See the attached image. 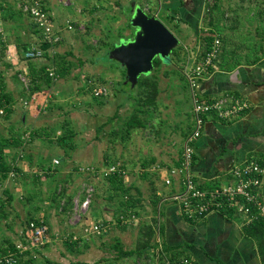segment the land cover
<instances>
[{"label":"rangeland","instance_id":"obj_1","mask_svg":"<svg viewBox=\"0 0 264 264\" xmlns=\"http://www.w3.org/2000/svg\"><path fill=\"white\" fill-rule=\"evenodd\" d=\"M41 1L51 15L55 12L52 16L58 15L59 20L52 18L61 38L52 54L58 55L61 58L59 61L67 67L64 75H51V86L34 94L35 111L24 120L23 106H27L28 98L21 94V90L26 87L25 78L19 74L14 80V74L28 62V57L25 56L26 49L20 47L18 50L15 43L31 40L32 46H35L40 45L42 38L30 24L32 18L25 9L28 0H0V71H3L7 87L17 100L11 119H6L0 110V135L10 136L11 122H18L17 127L24 132L41 129L42 135L28 139V143L23 146L31 153L32 159L31 162L27 160V154L26 165L28 161L29 164L37 165L35 161L41 158L40 151L43 150L45 154L54 152L57 151L56 146L62 152L61 156L64 155L63 163L54 170L58 172L55 177L57 183L52 182L49 186L52 188L46 190L43 181H40L37 185L40 192L35 193V197L40 196V203L45 206L53 200L51 204L54 203L58 213V223L50 227L54 238L49 242L48 249L44 244L37 249L42 250L35 252L36 255L24 253L19 262L27 257L26 260L35 259L31 264H155L160 255L158 249L143 246L145 224L153 223L158 232V216L162 209L157 198L160 196L156 191L157 184L155 179H151L154 175L158 176L157 172H153L156 168L150 166L153 163L151 157L156 154L173 158L175 154H182L184 137L193 124L192 88L185 73L201 59L206 47L204 35L201 31L199 41L190 44L187 39L190 35L175 28L180 37L179 56L171 54L168 60L163 58V62L152 70L155 72H148L155 73L159 80L156 106H135L140 101L144 87L127 84L125 66L110 58L106 47V41L111 37L118 40L120 36L126 39L133 35L132 27L127 24L133 11L127 5L133 0H119L117 3L109 0V4L97 10L92 9L97 0ZM136 1L143 3L147 10L158 8V5L154 6L159 3L158 0L153 5L151 0ZM19 9L25 11L24 16L29 25L17 30L10 26L19 21L22 15L17 14ZM13 10L17 12L10 13ZM14 14H17V18H14ZM20 21L26 22L24 19ZM10 59L15 60L14 63ZM9 61L12 65L8 64ZM218 61L212 68L219 64ZM178 72L184 73L185 78ZM99 87H104L107 92L98 97L100 100L94 98L95 88ZM134 112L143 119L144 125L130 130L126 120ZM64 123L74 130L72 137L76 147L69 152L55 141L62 134ZM114 159L126 164L128 171L124 182L129 185V192L140 197L131 204L138 211L133 221L118 219L127 197L111 187L103 170L81 169L83 166H104ZM143 162L145 168L142 167ZM15 175L14 180L17 181L19 174ZM90 185L94 187L93 194L89 205L84 207L81 202L88 194ZM29 188L31 186H27L22 193L28 201L34 197V189L31 188L32 191ZM50 190L53 197L48 198ZM1 195L0 203H6L1 208L2 223L7 218L6 222H11L15 229L21 230L30 218L36 216L32 212L21 214L26 206H23L21 213L16 208L6 210L7 194L2 192ZM62 214L64 216L60 220ZM94 221L101 223L99 230L93 229ZM154 237L158 239L156 234ZM130 250H137L139 254L131 253Z\"/></svg>","mask_w":264,"mask_h":264},{"label":"crops","instance_id":"obj_2","mask_svg":"<svg viewBox=\"0 0 264 264\" xmlns=\"http://www.w3.org/2000/svg\"><path fill=\"white\" fill-rule=\"evenodd\" d=\"M133 1L134 4L129 2L127 8L131 6L133 9V6L136 5L143 6V3ZM151 1L152 5L156 3V0ZM158 1L159 3L154 5H158V8L149 10V12L157 14L177 35L179 34L178 29H181L182 33L189 34L190 36H187V39L190 44L199 41L201 31L204 35V31L213 28L207 20L208 0ZM109 2V0H97L92 9L97 10L100 6L107 5ZM114 2L117 3L119 0H114ZM218 2L219 8L215 9V13L219 16V24L223 34L233 35L247 29H255L257 23L255 21L251 22L255 12V0H218ZM52 10L54 9L52 8ZM52 17L59 20L58 15ZM55 45L49 49L50 52L53 51ZM31 47L37 46L31 45ZM245 52L246 49H243L242 53ZM13 56L14 52L12 50V59ZM30 59L44 62L47 57L44 55ZM10 61L14 63L15 60L10 59ZM20 67L23 72L27 73L29 71L28 63ZM212 67L200 81L199 95L202 98L211 99L222 95L239 96L248 101L249 107L240 115L231 119H222L215 114L207 115L202 133L195 140V151L191 164L196 183L204 187L228 183L232 177V168L252 156L256 157L264 166V56L256 64H240L231 70L220 68V64L216 65L215 68ZM34 101V98L32 100L26 99L27 106L25 108L23 106L25 111L24 120L27 119L28 114L35 111ZM187 135L188 133L185 135L184 141ZM55 149L57 151H49L46 154L43 150L40 151L41 158L35 161L37 163L35 165L29 164V161H32L31 153L28 152L27 148H24L15 160L16 169L14 174L10 172L6 177L8 179L4 183L3 181L0 182V199L2 198V192L7 194V199V191L12 194L10 202H7L8 204L5 207L6 210L10 211V209L14 210L16 208L21 213L23 206H26L21 214L32 212L35 213V217H44L49 227V237L44 245L46 249H48L49 242L54 238L50 227L52 228L56 222L58 223V213L54 209V203L51 204L52 199L51 203L45 206V204L40 203V196L35 197V193L40 192L37 186L40 181H43L42 184H44L46 190L52 188L49 187L52 182L57 183L55 177L58 172L54 170L63 163L64 155L61 156L60 153L62 152L58 151V146ZM27 154L28 159L26 158ZM12 155L11 153L10 157ZM55 157H60L61 162L54 164L53 159ZM181 158L182 154L180 156L175 154L173 158L156 154L151 157L153 163L150 166L152 169L156 168L153 172L158 174V176H152L151 179H155L157 184L156 191L160 194L159 206L162 208L158 216V239L160 238L171 248H182L184 253L194 256L199 264H262L256 240L244 229L245 224L250 222L246 214L236 210L224 212L214 209L192 220L186 217L181 204L172 196L173 193L184 187L181 173L175 174L172 184H167L165 181L170 168L181 164ZM25 159L29 160L28 165L25 164ZM144 164L143 162V168H145ZM104 166L96 167L101 168ZM15 174H19L17 175L19 177L17 181H15ZM27 186L34 189V192H32L34 197L29 198V201L24 199L22 194ZM260 189L264 196V173ZM47 194L48 198L53 197L51 190ZM16 214L18 215V212ZM63 216L64 214H62L60 220L63 219ZM6 221L7 218L2 223L3 220L0 218V250L9 246L10 242L15 244L26 232L27 223L20 230L15 229L11 222ZM83 226L85 227V225ZM37 249L28 253L36 255L35 252L42 250ZM26 258L20 264H31L35 260H31V258L26 260Z\"/></svg>","mask_w":264,"mask_h":264},{"label":"built area","instance_id":"obj_3","mask_svg":"<svg viewBox=\"0 0 264 264\" xmlns=\"http://www.w3.org/2000/svg\"><path fill=\"white\" fill-rule=\"evenodd\" d=\"M25 9L31 14V17L42 30L45 39L50 42H57L61 38L59 31H56L52 15L48 8L44 7L41 0H28ZM211 1V0H209ZM147 10V7H144ZM149 11V10H148ZM71 26V24H70ZM221 39L216 37L210 47L202 54L201 59L197 61L185 73L189 85L192 88V113L193 127L185 138L182 151L181 164L172 166L169 175L166 176L167 184H172L174 176L181 173L184 184L183 189L173 193V198L179 201L184 213L191 218L201 217L214 209L221 207H230L248 216L251 221L255 218H264V196L261 192L263 183L264 166L256 157L247 158L244 162L235 165L231 170V180L222 185L213 188H201L195 181L191 170L193 154L195 151V140L201 135L204 122L209 114H215L222 119H231L240 115L248 107L247 100L234 95H222L217 98H202L198 89L200 81L206 71L213 66L221 52ZM45 55V50L40 47H31L26 50L25 56L36 58ZM52 76H56L54 68H48ZM94 93L101 96L107 93L104 87L95 88ZM2 111V110H1ZM60 158L53 159L54 164H58ZM81 169L86 170H103L102 173L108 176L112 173L126 175L127 167L120 160L112 161L104 167L97 168L94 165L83 166ZM100 171V170H99ZM14 174V171H11ZM93 186L87 188L88 194L82 200L81 205L87 206L91 201ZM121 212V221L129 222L136 218V212L132 209ZM93 229L99 230L101 223L93 222ZM49 237V227L45 220H31L27 226L26 232L22 238L15 243V250L2 253L0 251L1 264H18L19 258L29 251L41 248ZM159 251V249H158ZM155 264H199L192 255H182L179 258L171 259L166 257L164 261L159 262V256Z\"/></svg>","mask_w":264,"mask_h":264},{"label":"trees","instance_id":"obj_4","mask_svg":"<svg viewBox=\"0 0 264 264\" xmlns=\"http://www.w3.org/2000/svg\"><path fill=\"white\" fill-rule=\"evenodd\" d=\"M29 2V1H28ZM255 12L253 16V21L257 23L255 26V29H247L246 31H241L239 34H233V35H228V34H223V30L219 24V19L217 16L218 14L215 13V9L219 8V2L218 0H211L209 1L208 5V10H207V20L208 24H210L213 28H210L209 30L204 31V38H205V44L206 47L202 51V54H204L205 50L208 49L213 42V40L216 37H220L222 43H221V53L219 54L220 57L217 58L219 59V64L220 68L225 69V70H231L236 68L240 64H256L258 63L262 57L264 56V0H255L254 4ZM45 8H48L47 6L44 5ZM253 8V9H254ZM28 14L31 16L30 12L26 10ZM17 10H13L10 13H15ZM17 14H22L19 18L24 19L26 22L21 23V21H16L17 23L13 24L10 26L11 28H19L21 26L27 27L29 23H27V20L25 18V11L19 9ZM17 14H14V18H17ZM32 18V17H31ZM6 20V19H5ZM33 27V29L41 36L42 41L40 45H35V46H40L45 50V56L47 57V60L44 62H38L37 60L30 59L28 58V66H29V71L26 73H21L23 72L22 69H19L17 72H15V77H17L19 74L21 75V78H25V86L21 90V94L28 98L27 100H32L34 98V94L40 90H44L48 88L49 86L52 85L53 83V77L49 73L48 68H54L55 72L64 75L66 73V65L62 62L59 61L61 59L58 55L52 54L50 52V48L53 47L57 42H50L48 39L44 38V35L42 33V30L37 26L35 21L32 18V23H30ZM128 26L132 27L130 23V18L127 22ZM6 27H8V24H6ZM124 38L123 36L118 38V40H115L114 37H111L110 40L106 41V47H107V55L109 54V51L112 47H114L118 42L119 39ZM17 49L20 50V47L24 49H29L31 48L32 41L31 40H26L23 43L17 44ZM223 47V48H222ZM179 46L175 47L172 51L171 54L174 56L178 57L179 56ZM246 49L245 53H242V50ZM110 56V55H109ZM112 58V57H110ZM170 58H166L167 60ZM114 59V58H112ZM116 60V59H114ZM59 61V62H58ZM161 62H163V58L160 56L155 57L154 59V67L157 68ZM9 65H12V62H8ZM60 64V65H59ZM125 68V67H124ZM3 71H0V110L3 111V116L6 119H11L13 112L15 111V102L17 101L13 92L8 89L7 83L5 82V76H3ZM126 72V68H125ZM155 72V71H152ZM185 78L184 73L178 72ZM155 74V73H154ZM154 74H148V73H142L138 81L136 82L135 85L132 86H142L144 87L143 94L141 97H139V102L135 106H140V105H146V106H156L157 104V96L160 90V85H159V80L158 77H155ZM187 78V77H186ZM18 79V78H17ZM18 81H21L18 79ZM188 81V80H187ZM126 82L127 84H131L129 80H127L126 77ZM146 85V87H145ZM133 93V92H131ZM94 98H97L100 100L99 95L94 94ZM102 96V95H101ZM103 100V99H101ZM135 104V103H134ZM141 109V108H140ZM147 110V108H145ZM1 111V112H2ZM21 122H23L21 120ZM19 122V124L21 123ZM126 124L128 129L131 130V128H134L135 126L139 125H144L143 119H141L140 116H138L137 112H134L129 119L126 120ZM18 122L16 124L12 123L10 124V130L11 134L10 136H4L0 135V182L3 181L8 174L11 171H14L16 169V163L15 160L20 154V152L23 150V146H25L26 143H28V139H32L38 135H42L43 133L40 130H35V131H20V127H17ZM65 127L63 126L62 134L59 135L55 141L61 145L64 148H67L66 150L69 152L70 150L75 149L76 143L72 137V134H74V130L72 128L67 127L68 123H64ZM193 124H191V129ZM20 126V125H19ZM15 131V132H13ZM191 130L188 131V133ZM29 136V137H28ZM16 150V151H14ZM20 150V151H18ZM13 154L10 157V154ZM194 157V154H193ZM182 160V158H181ZM112 161H117V159H114ZM111 161V162H112ZM193 161V159H192ZM179 163V161H178ZM124 166L126 164L123 162ZM98 171V170H97ZM106 178H108V181L114 189H117L123 193L124 196L127 197L126 199V204H123V208L119 212H127L126 210L132 209L134 212H138L134 206L131 204L136 203L140 197L133 195V192H129V185H126L124 182L125 175L118 174V173H112L109 174ZM92 181V180H90ZM219 184L215 185L218 186ZM201 188H213V187H204L202 185H199ZM8 192V199L7 202H10L12 198V194ZM126 194V195H125ZM157 195V194H156ZM158 196V195H157ZM160 200V196L157 197ZM158 200V201H159ZM157 201V200H156ZM6 203L1 201L0 203V214L1 213V208L4 207ZM219 210H222L224 212L230 211L233 212L235 209L230 208V207H221ZM183 211V210H182ZM184 212V211H183ZM185 214V213H184ZM186 215V214H185ZM42 216H37V217H32L28 220L27 225L25 227V231L27 230V226L31 222V220H40ZM187 218L190 220L194 219L186 215ZM44 219V217H42ZM118 219L121 220L120 215L118 216ZM45 220V219H44ZM46 222V220H45ZM47 224V222H46ZM154 224L152 223H147L144 226V236H143V241H144V247L146 246H153L157 249H159V262L164 261L166 257H169L171 259H176L179 258L182 255H190L188 253H184L182 248H171L168 246L164 241H161L160 238L157 239V237H154V234L158 235V232L156 230ZM245 231L250 234L257 242L259 252L261 255V260L262 264H264V218L259 217L251 220L244 226ZM153 237V241L150 242V240ZM15 244L10 242L9 246L4 247L1 249L2 253H6L9 251L15 250ZM121 251V250H120ZM125 253V250H123ZM141 251V250H140ZM131 253H137V250H130ZM139 254V253H137ZM136 254V255H137ZM21 262H18L20 264ZM1 264V263H0Z\"/></svg>","mask_w":264,"mask_h":264},{"label":"water","instance_id":"obj_5","mask_svg":"<svg viewBox=\"0 0 264 264\" xmlns=\"http://www.w3.org/2000/svg\"><path fill=\"white\" fill-rule=\"evenodd\" d=\"M133 7L130 16L133 35L118 42L109 55L125 66L127 80L135 85L142 73L154 69L155 57L171 55L180 37L157 14L141 5Z\"/></svg>","mask_w":264,"mask_h":264}]
</instances>
